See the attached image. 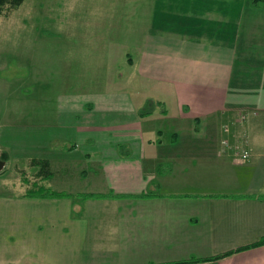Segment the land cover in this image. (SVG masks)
<instances>
[{"label":"crops","instance_id":"0c3cea01","mask_svg":"<svg viewBox=\"0 0 264 264\" xmlns=\"http://www.w3.org/2000/svg\"><path fill=\"white\" fill-rule=\"evenodd\" d=\"M138 2L146 10L132 24L142 31L127 41L84 31L80 49L75 33L61 42L96 66L126 63L164 109L141 115L131 92L64 88L54 124L39 128L57 148L35 153L48 161V188L64 197L22 193L25 202L1 207L0 264H264V0ZM159 116L176 119L165 141L151 128ZM165 147L177 154L145 156ZM245 149L248 160L233 155ZM60 163L75 165L83 191H62ZM75 195L86 198L71 203Z\"/></svg>","mask_w":264,"mask_h":264},{"label":"rangeland","instance_id":"374dc122","mask_svg":"<svg viewBox=\"0 0 264 264\" xmlns=\"http://www.w3.org/2000/svg\"><path fill=\"white\" fill-rule=\"evenodd\" d=\"M145 5L142 2L134 3V0H24L18 8L7 12L9 14L5 17L0 16V156L3 154L7 157L4 168L0 171V213L5 211L2 206L25 202L20 200L25 199L20 195L35 189L32 187L33 182L39 181L41 184L38 185L44 187L54 186L49 184V179L39 180V176H36L38 168L29 161L36 159L35 153L45 150V147L51 151L57 148L52 139L54 135L42 132L39 128L54 124V105L62 93L66 94L64 88L73 87L69 92H81L80 88H83L89 95L96 94L97 89L105 87L110 93H114L113 89H119V93L131 92L137 96L138 101L142 102L139 112L143 114L155 110L158 115L164 109L162 103L157 106L158 101L153 103L151 99H145L147 91L151 92L152 87L144 83L139 74H135L126 63H114L117 65L112 69L96 66L100 59L91 60L89 53H81L84 52L82 50L67 51L71 46L64 45L67 42H61L62 39L66 41L69 37L65 36L70 33H75L77 42H80L78 40H81L84 31L95 36L101 32L105 35L115 33L120 42L127 41V35L142 31L137 26L134 30L132 19L136 17L140 22V17L144 16ZM59 32H63V36ZM105 37L113 39V34ZM93 40L96 38L93 37ZM72 42L77 49L84 45L81 42ZM109 46L115 45L111 41ZM118 46L123 49L129 47L126 44L124 48L121 43ZM114 75L120 77L121 82L113 84L90 81ZM68 78H73L74 81L80 78L90 82L83 85H64L62 79ZM261 78L259 89L264 88V76ZM251 85L257 86L254 82ZM261 90L264 93V89ZM258 104L264 106V99ZM58 120L62 121V118ZM175 121L154 117L151 128L160 126L161 139L165 141ZM155 132L157 131L153 130L152 133ZM251 133H256L254 127ZM241 139L247 144L249 135H242ZM253 147L262 148L258 144ZM177 150L170 147L149 148L145 151V156L176 155ZM197 150L190 151L196 153L199 151ZM58 166L57 176L60 179L57 182L68 184V189L62 191H83L82 181L71 174L75 165L60 163ZM69 174L70 178L67 176ZM62 177L68 180L65 181ZM80 196H73L74 201L71 200V203H78L77 198L83 197ZM8 251L9 256L15 252L12 248Z\"/></svg>","mask_w":264,"mask_h":264},{"label":"trees","instance_id":"16d2710c","mask_svg":"<svg viewBox=\"0 0 264 264\" xmlns=\"http://www.w3.org/2000/svg\"><path fill=\"white\" fill-rule=\"evenodd\" d=\"M24 0H0V16H6L12 10L18 8V6ZM9 12V13H7ZM143 113H141L142 115ZM4 153V152H3ZM5 154V153H4ZM0 159L5 160L7 157L5 155H1ZM34 167L38 168V172L36 176H39V180L43 181L49 178V169H48V161L45 159H30L29 161ZM41 184L39 181H35L32 183V187L37 189H31L29 191L24 192V197H40V198H59L64 197V194H60L58 192L52 191L48 187L39 186ZM37 185L39 187H37ZM37 187V188H36Z\"/></svg>","mask_w":264,"mask_h":264},{"label":"built area","instance_id":"2783aa9c","mask_svg":"<svg viewBox=\"0 0 264 264\" xmlns=\"http://www.w3.org/2000/svg\"><path fill=\"white\" fill-rule=\"evenodd\" d=\"M240 117H241V119H244L245 118L244 115H241ZM224 130L226 131L227 128L224 127ZM222 145L223 146H226L227 145L226 141H222ZM233 155L235 157H237L238 159H240L241 161H246L249 158V151L247 149L240 150V151L239 150L238 151L235 150V151H233Z\"/></svg>","mask_w":264,"mask_h":264},{"label":"water","instance_id":"95a60500","mask_svg":"<svg viewBox=\"0 0 264 264\" xmlns=\"http://www.w3.org/2000/svg\"><path fill=\"white\" fill-rule=\"evenodd\" d=\"M5 165V161L0 159V171H2V169L4 168Z\"/></svg>","mask_w":264,"mask_h":264}]
</instances>
